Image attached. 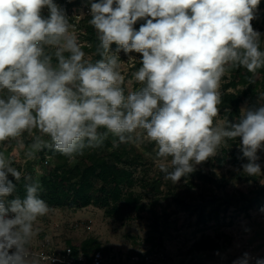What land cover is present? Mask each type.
<instances>
[{
	"label": "clouds",
	"instance_id": "clouds-1",
	"mask_svg": "<svg viewBox=\"0 0 264 264\" xmlns=\"http://www.w3.org/2000/svg\"><path fill=\"white\" fill-rule=\"evenodd\" d=\"M260 0H99L87 23L99 39L93 63L53 0H0V142L19 140L28 159L53 149L77 162L86 149L134 142L138 129L155 143V158L173 183L240 139L248 176L261 174L264 104L242 109L234 123L215 125L221 77L231 68H264L261 34L251 21ZM47 6L50 15L40 12ZM145 20L138 30L134 25ZM115 43L142 54L140 83L125 94ZM55 59L56 63H53ZM264 97V94H261ZM103 129V131H101ZM35 133V134H34ZM151 155V154H148ZM25 181V195L8 200ZM39 178L24 175L0 151V264H33L36 221L50 211ZM248 264V254L234 262ZM256 264H264L258 259Z\"/></svg>",
	"mask_w": 264,
	"mask_h": 264
},
{
	"label": "rangeland",
	"instance_id": "rangeland-1",
	"mask_svg": "<svg viewBox=\"0 0 264 264\" xmlns=\"http://www.w3.org/2000/svg\"><path fill=\"white\" fill-rule=\"evenodd\" d=\"M263 2L260 0L251 21L253 29L261 34V50H264V26L260 19L264 11ZM78 9L81 17L77 22L78 27H74V21L70 24L86 56L90 57L94 55V52H89L92 48L89 40L91 33L83 28V25H89L90 4H79ZM40 14L42 18H48V7H43ZM94 35L98 38L95 29ZM110 51L119 57V71L125 77L121 85L125 94L137 90L141 85L133 73L142 66V54L135 51L125 53L122 49L117 52L113 48ZM92 62L95 63L94 60ZM228 82L229 75L225 72L219 83L220 95ZM246 89L247 86L239 85L229 87L227 91L242 95ZM253 90L257 106L248 97L242 96L240 115L242 109L264 104L262 87L256 84ZM218 107L220 111L214 119V126H223L229 122V109L220 104ZM233 118L234 122L238 120L235 116ZM143 133L144 130L138 129L134 135L139 139L130 142L131 148L125 151L119 149L122 153L124 151L122 165L130 171L133 179V185L124 188L121 201L108 207L94 204L83 208L49 205L48 214L35 223L30 248L37 249L46 243L50 250L58 253L69 247V241L76 243L92 237L99 243L96 250L102 251L104 264H234L245 253L248 254V264H256L258 259H264V150L258 151L260 175L248 176L243 171V164L227 161L232 152L240 148V139L236 138L227 140L220 146L217 155L196 165L193 172L173 183L165 179V173L161 171L162 164L171 170L170 158L167 161L156 159L155 143ZM113 139L109 136L104 145L97 149L102 153L118 149V146H113ZM31 140L32 137L25 134L19 140L0 142V151H4L13 166L24 175L40 178L49 172L51 158L46 156V160L39 152L34 159H28L20 141L28 144ZM200 169L203 170L201 177L195 175ZM155 180L163 182L160 193L151 189L150 184ZM96 185L100 186V183L96 182ZM129 194L137 199L136 206L125 201ZM172 195L190 204L206 201L205 222H200L196 213L171 199L167 201L166 196L171 198ZM214 196L218 197V201L212 203L210 198ZM236 203L248 205V209H241ZM205 237L216 240L219 248H196L195 243ZM77 259L86 261L81 252ZM33 264L63 263L34 259Z\"/></svg>",
	"mask_w": 264,
	"mask_h": 264
},
{
	"label": "trees",
	"instance_id": "trees-1",
	"mask_svg": "<svg viewBox=\"0 0 264 264\" xmlns=\"http://www.w3.org/2000/svg\"><path fill=\"white\" fill-rule=\"evenodd\" d=\"M91 2H99V0H76L75 4L82 3L91 4ZM264 7V2L262 4ZM261 24L264 26V11L260 16ZM145 23V20H138L133 26L138 30L139 27ZM86 31L91 33L89 37L92 48L90 53L94 52V55L86 56V59L97 61L102 59V56L96 54V49L99 46V40L94 35V28L90 25H83ZM117 49L118 46L113 43L110 49ZM92 57V58H91ZM53 63L56 61L53 59ZM229 75V82L225 83L224 90L221 92V106L228 108L229 122L234 123V116L240 117V103L242 96L248 97L254 106H257L258 101L255 98L253 86L260 85L264 92V68L258 69L256 73H249L243 67L231 68L226 71ZM247 86V89L239 93L228 92L229 87ZM131 148L130 142L121 143L118 145V149L113 150L111 153H102L96 149H86L82 156L77 157V162L71 166L67 158L53 149H44L42 152L43 158L50 156V170L45 175L39 178L42 184V191L40 193L50 206H67L71 208H83L89 205H98L101 207L111 206L112 203H118L121 201L124 188L131 187L133 185V179L130 171L123 167L122 159L124 151ZM119 149H123V153ZM227 158V157H226ZM47 160V159H46ZM229 162H233L237 165L247 163V159L243 157V154L239 149H235L227 159ZM203 170H197L195 175L202 176ZM32 176V175H31ZM34 179L36 177L32 176ZM9 180L16 185V191L7 199L11 200L15 196L23 197L25 195L24 184L25 181L22 178L20 181H16L11 175L8 176ZM100 183V186L96 185ZM160 180L153 181L151 189L160 193L161 184ZM167 201L171 199L172 202L184 207L186 210L196 213L197 219L200 222H205L206 210L208 207L207 202L199 204H190L185 199L179 196L172 195L171 198L166 196ZM125 201L130 205H137V199L133 194H129ZM212 203L218 201V197L214 196L210 198ZM241 209H248V205L243 203H236ZM68 246L72 249V256L76 264H91L93 252L99 248V243L95 238H87L81 242L72 243L69 241ZM195 247L198 249H218L219 244L211 237H205L195 243ZM65 252V248L59 252ZM83 253L86 261L78 260L79 254Z\"/></svg>",
	"mask_w": 264,
	"mask_h": 264
},
{
	"label": "built area",
	"instance_id": "built-area-1",
	"mask_svg": "<svg viewBox=\"0 0 264 264\" xmlns=\"http://www.w3.org/2000/svg\"><path fill=\"white\" fill-rule=\"evenodd\" d=\"M76 0H55V4H57L60 8L64 10V13L69 21L76 22L74 27L77 28V22H80L79 9L78 5L75 4ZM50 15V11H49ZM31 249L32 257L34 259H41L46 262L56 261L63 264H76L75 260L72 256L71 247L65 248V252H54L49 249L46 243H42V245L37 249ZM57 254V255H56ZM91 264H104V256L102 251L96 250L93 252Z\"/></svg>",
	"mask_w": 264,
	"mask_h": 264
}]
</instances>
